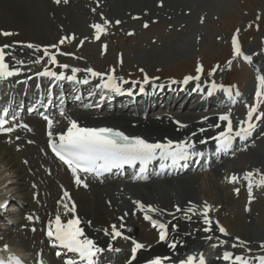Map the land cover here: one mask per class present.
Here are the masks:
<instances>
[{
  "label": "bare ground",
  "instance_id": "bare-ground-1",
  "mask_svg": "<svg viewBox=\"0 0 264 264\" xmlns=\"http://www.w3.org/2000/svg\"><path fill=\"white\" fill-rule=\"evenodd\" d=\"M159 1L163 2L162 6H158ZM190 1H193L194 3L190 6V8L200 9L203 5H208V3L206 4L207 1L213 0H206L205 4L203 5L195 3V0ZM219 3L221 4V2H218V4ZM210 4L212 6L214 3ZM179 5L180 3L178 0H68L67 4L60 3L59 5L55 4L53 0H0V30L10 31L17 34L11 37L0 36V43L14 44V47L8 51L12 52L14 56L24 60L26 63L22 66H16L11 60V57L7 58L8 62L13 64L14 67H20V72H22V75L18 79L25 78L27 81L26 76H31L32 74L43 70V66H45L47 58L41 62L40 67L31 66L32 63L30 61L35 59L37 55H42V52L35 53L32 49H27L24 47V45L27 43H32L40 45L41 48H43L52 44H59L61 37L74 35L75 39H73L72 44H74L75 47L70 45L68 41H66L63 45H59L61 52L71 53L72 55L63 56L57 54L58 63L56 64V67H54V65L47 64L46 66L49 69L55 68L59 71L64 70L69 74L71 73V68L76 66L81 69L77 75V77L81 76L80 79H90L97 82H103L100 81V79L91 78L83 70L91 67L95 71L107 73L109 69L114 68L115 76L117 78H123L129 82L122 85V92L131 88L132 92L136 94H147L146 96H150L152 99H154V101L157 103L156 106H160L165 101L161 96L166 92L168 93L167 87L173 86L178 89L181 86V83H179L178 86L177 84L168 83L164 85L163 90L160 93L157 90L161 84L156 86H152V84H146L144 85V91L140 92L139 84L133 86L131 82L136 80L135 76L140 74V69L144 70V74L149 75V72L152 70L159 69V71H162L164 69H169L173 63L180 61L182 62L183 59H190L195 54L192 49L195 48L194 45H197L195 43L196 41L194 43L193 41H190V45L185 43L183 45H178L175 48L174 45L177 43L176 41L178 38L174 37L173 35L171 36L170 34V36L164 39L161 37V35L158 37L157 41L154 40V38L148 42L149 44L147 43L149 48L146 45H143L142 47L141 44L140 47L139 44H134L135 46L128 50L125 48L126 50H123L124 53L120 52L122 51V48H120L121 50L116 48L117 44L115 41H113L112 43L114 49H118L119 51H117L120 52V55L119 57L116 55L112 57V52L107 48V46L105 48V45L103 44L101 45L102 47H100L104 48L106 51L102 52L100 48H98V53H95L94 47L97 45L94 43L95 39L93 38V30L90 25L98 22L100 20V14L103 13V15L113 23L109 25L107 33L102 37L110 38V32L116 29L114 23L116 20H120L122 23H133L135 25H137V21L139 19H144L143 22H149L153 20L155 23H157V21L161 18L166 20L173 16L174 13L176 14L177 10L175 11L174 9H179ZM93 9L96 11L93 12ZM133 17H138V19L133 20ZM175 28L176 26L173 25L170 30ZM183 32L185 35L188 33V31ZM197 37L200 39L201 34H198ZM197 37H195V40ZM81 41H84L83 44H81ZM50 51H55V49H50ZM247 53L252 58H254V60L262 61L263 64L259 66V74L264 75V56L256 58L253 55V51L248 50ZM130 54H133V56H130ZM121 59L122 63L120 62ZM60 64H69V68L62 69L59 67ZM14 81L13 84H15ZM27 83L29 82L27 81ZM194 86V84L191 85L189 82L182 92L173 94L171 101H167L162 108L164 109L165 106H170V104L176 106L177 103L183 102V108L186 109L191 103V100H193V106L191 107L190 111L185 113H174L171 114L172 116H169L163 112V114L159 113L155 116L152 114L143 116V114L140 113L125 114L123 110L120 109L117 114H101L99 112L100 110L95 111V108L97 104L101 103V101L103 108L104 104H108L109 95H104L103 100L97 101L99 98L101 99V96L93 100L97 101L94 102V106L92 108L93 113L70 110L69 113L65 114V122L58 117V123L56 122L54 124L52 133L61 134L65 132L67 130L69 120L71 119L77 121L81 127H110L115 130L122 131L130 137H142L150 143H166L167 140L170 139L174 142L187 141L198 148H202L205 144H207L209 147H214V141H210L209 139L217 135L220 130L218 131V128L210 127V125L220 123L223 128L224 123L218 120V116L220 114L226 113V108L221 106L219 108L220 110H217L216 107L213 106L209 101L210 99H219V95H221L220 93L215 91L211 96H209L208 87H206V89L200 88L199 90L194 91ZM254 90V88H248L247 93H249L250 97H252ZM76 92L78 95L79 91L76 90ZM22 93V89H15L14 87L11 91L12 96H21ZM223 104L226 105L227 102L224 101ZM102 107L100 109H102ZM261 108H263V105H261L260 109ZM204 117H208V119L204 120ZM232 117L235 118V116ZM31 121L32 124H36L35 126L37 130H35V132L38 131L37 136L33 138V140H35L37 143H42V136L44 134L43 124H41V122L37 121L35 118H33ZM175 121H180L181 123L187 125V127L178 128V125L175 123ZM201 128H204L205 131L201 132ZM263 130V126H257L251 135L253 136L252 139H256V141L260 142L261 139L264 138V136H261ZM193 133H195V135H193ZM2 139L3 138H0V140ZM201 140L206 142L201 143ZM243 144H246V142L240 145ZM16 145L18 144L8 148L4 144L1 145L0 143V158L1 160H5L6 166L8 167L7 170H12L15 173V178H17L18 189L21 198L23 200H28L30 197L28 194L27 184L29 182L38 183V181H27V184L25 185V178L31 179V177L26 174V171L28 167L33 169L32 166H34L35 168L36 163L38 164V160L35 155V150L31 147H25V149L22 150V153H14V146ZM37 146H40V144H37ZM251 147L245 149L246 151H249V154L254 151ZM190 150H192V148L189 149V151ZM23 157H25L28 162L27 167H24L20 163V158ZM257 158L255 159H257L258 164L263 162L262 158ZM226 166H229V164ZM244 166L245 165L241 166L240 169L231 168L229 174L236 175L240 177L241 180H243L244 173L252 171L250 167L247 166V168ZM57 167L58 168L53 170V174L59 177L58 179L62 181L67 180L66 185L71 186V183L68 182V177L64 170L59 166ZM253 172L255 173V171ZM41 174V171L40 173L38 172L36 178L39 177L42 181L44 179L41 177ZM219 176V172L214 170L210 176L213 177V179H208L209 181H207L209 187L207 194L215 197L213 195L217 190V193L220 196V201L214 200L215 202H211V204L216 207L220 204L223 205L226 199H232L229 188L219 184L217 179ZM200 177V175L191 177L176 176L172 179H158L155 181L151 180L149 183L141 184L139 186L130 182V184L123 186V189H119L116 183L113 182L106 183L103 187L99 186L98 184H92L90 188L91 192L86 193L82 190L72 191V195L70 197L71 201H73L76 205V215L81 220L80 226L84 229L85 235L90 239H94L98 246L105 249V251L99 256L102 259V264H127V261L130 258L133 243L125 242L129 247L128 249L123 250L118 255L115 254L113 258H111L108 254L110 258L107 259V253H109L110 250H108V247L106 246L111 243L112 247L115 249L120 248L119 245L122 243V240L116 243L113 241L110 242L108 238L104 237L102 232L105 229L111 230L112 224H116L119 228L121 223H123L125 227L120 229V231L126 236H129L127 234L129 227H137L138 230L136 231V234L138 233V239L135 241L145 245L143 249H140L139 254L133 264H145L147 259H150L156 255L169 256L171 259L169 262H167V264L178 263L180 259H185L191 253L199 254V252H201V250L207 244L205 241L201 240L202 237H206L208 235L202 233V229L207 227V225H205L203 222V216L201 214L202 211L198 217L194 218L188 213L186 215L184 211L176 212V206H179L181 209H187L190 206L189 203H193L195 205L199 204V201H197L198 199L195 195L196 191L193 188V180L196 179L197 182H200ZM90 183L92 182H89L88 184ZM200 183L203 184L204 182ZM201 184L199 186L200 188L202 187ZM204 184L206 185V183ZM51 187L52 185L50 183V188ZM200 197L201 198L199 200L205 199V196ZM133 201H141L145 205H152L155 208L164 210L163 214L150 213L149 215H151L153 219L169 225L168 240L175 241L177 243V248L175 250L169 249L167 242L160 244L157 241L159 239L158 230L156 229L151 231L153 229L150 228V225H146V223H144V217L141 219V216L144 215V213L137 209ZM199 208V206H195V211L198 212ZM222 211L225 212L223 207L220 208V212ZM220 212L216 213L212 210L209 213L210 219L213 221L214 218L220 215ZM125 213L128 214L125 215ZM168 213H172L173 215H169ZM254 214L255 212L253 210H249L245 213L242 211L238 212L237 214H233L232 212V217H228V220L224 218L226 222L223 221V223L228 228V231L234 240L231 238L230 243H227L225 248L224 246L216 247L214 249V254H211V257L209 258V264H223L221 260H224V251H231L234 255L251 257L253 258V262H256L253 254L251 256L245 255L246 252H248L246 251L248 249L253 251L250 253H259L264 251V249H261L259 246L261 242H264V220L262 224V215H259V219H256V214ZM65 216L67 217L63 218L64 221L70 218V214ZM120 217H123L122 221H120ZM247 219L250 221L254 220L255 230H250L248 228V222H246ZM172 225L177 226L175 230L172 229ZM212 229L211 235H213V238L216 239V236L218 235L216 233L214 223L212 225ZM236 237L249 242L246 247H243V250L240 249L241 247L232 249L231 245L235 243L234 241ZM33 240H35V238ZM22 242V244L26 246V242L24 240ZM215 243H219V241L217 240ZM17 248H15V255L21 252L19 249L17 250ZM195 248L198 252L195 250ZM207 248H209V246ZM112 253L115 252L112 251ZM216 255H218V259L214 258ZM52 261L53 264H56V261ZM228 262L230 261H226V263Z\"/></svg>",
  "mask_w": 264,
  "mask_h": 264
},
{
  "label": "snow or ice",
  "instance_id": "snow-or-ice-1",
  "mask_svg": "<svg viewBox=\"0 0 264 264\" xmlns=\"http://www.w3.org/2000/svg\"><path fill=\"white\" fill-rule=\"evenodd\" d=\"M57 5L60 3L67 4L68 0H53ZM96 10L93 9V12ZM133 19H138V17H133ZM259 20V17H257ZM203 22V21H202ZM113 22L110 21L107 17L100 14V20L90 25L93 30V38L97 41L107 33L108 27ZM116 25L122 23L120 20L114 21ZM143 27L147 28L148 24L145 23ZM251 27V25H249ZM258 27V26H257ZM241 29L237 28L235 33L231 36V47H232V57L233 59L238 57H243L247 62H251L252 57L250 55H245L242 51L241 44L239 41V34ZM129 35L134 33L129 32ZM17 35L16 33L10 31L0 30V36L2 37H11ZM75 39V36H65L61 37L59 44H52L41 48L40 45L27 43L24 45L27 49H32L35 53H41L42 55H37L35 59L30 62L36 65H40L42 61L46 59V64L43 66L42 71L36 73L40 77H52L56 80H68L76 81L77 73L81 69L77 67L71 68V75H65L64 71L59 73L51 71L46 65H56L57 54L60 55H72L71 53H64L60 51L59 45H63L66 41L70 42ZM84 41H81L83 44ZM20 43V42H15ZM14 44L12 43H0V79H7L14 75H17L20 72V67H14L13 64L8 62L9 57L13 61L14 65L22 66L26 62L22 59L17 58L13 55L12 52L8 51L13 48ZM106 48V45L104 46ZM50 49H55V51H50ZM122 63V59L120 61ZM232 60L228 61L229 66L231 65ZM60 68L68 69L69 65L60 64ZM218 67V66H217ZM88 76L96 78L99 77L103 81L102 84L98 85L102 90H106L111 93H121L123 91L122 85L129 83L123 78H117L115 76V69H109L107 73H101L95 71L93 68L89 67L84 69ZM143 73L144 70L140 69ZM216 71V68H213L212 71L208 73L209 76H212ZM196 74L187 75L181 81L182 84L187 85L190 81H200L201 75L204 72L202 64L198 63L195 68ZM158 77H149L147 74H144L143 80L141 81H132L133 86L139 84V91H144V85L149 84L150 80H156ZM257 88L255 91V100L254 103L247 106V113L244 119H242L239 124L235 127L233 126V121L231 118V113H224L218 116V120L221 122H226L223 125L221 131L215 137H212L217 143L218 150H223L225 152L229 151L232 146L233 139L239 137L240 139H246L252 135L254 129L257 127L256 121L264 120V113L259 111L261 105H264V75L257 76ZM80 83L87 84L88 79L79 81ZM171 83L175 84L177 81L172 80ZM159 87H164V85H159ZM199 83L196 84L194 90H199ZM218 89H223L224 93L228 97L233 96V91L231 88H224L222 85H217L215 82H212L208 88V95L211 96ZM129 95L132 94V89H127ZM235 95L238 96L239 92H235ZM104 99V95H101V100ZM88 106V105H86ZM60 115L63 116L64 112L61 110ZM9 117V110L7 108L0 111V134L8 135L16 131L17 128H23L27 131L32 129L24 123H17V117L15 115ZM43 119L47 122L48 128V147L51 149L52 153L63 163L65 164L71 172L74 183L77 186L87 187V183L82 179L81 173L86 175H94L99 178L106 172H110L112 169H120L125 165L127 166H137L138 171L136 172L134 179H145V173L148 171V166L154 160L159 159L160 168L163 169L168 166L165 161H170L172 166H177L181 161H185L189 158L190 152L189 149L193 145L187 141L174 142L172 140H167L166 143L155 142L150 143L146 139L135 136L130 137L124 132L115 130L110 127H81L75 120H69L67 130L58 136V142L53 139L52 129L54 126V120L49 118L47 115H43ZM204 120H207L208 117H204ZM178 125V128H185L187 125L181 123L180 121H175ZM210 127L221 128L222 125L217 123L215 125H210ZM201 132H204L205 129L201 128ZM195 135V133H193ZM19 139V137H17ZM201 143L206 141L201 140ZM31 143V141H29ZM254 176H258L259 179H254ZM240 177L232 175L228 177V183L236 184L240 181ZM243 180L247 181V191H248V202L249 204L253 201V185L256 187H264V174L260 173L258 170L254 173L253 171L245 172L243 175ZM35 187V185H33ZM234 191L239 194V188L234 189ZM35 198V197H34ZM137 209L144 213V219L150 221L152 226L158 230L159 233V242H167L169 249L175 250L177 248V243L175 241L168 240L169 225L152 218L150 213H160L163 214L164 210L155 208L152 205H145L141 201H133ZM58 204L62 205L64 209V215H69L66 221L62 220L61 215L58 213L54 220H50L47 226L46 236L49 238L50 244L52 246L59 245L63 249L67 250L69 253H73L78 256L80 264H96V258L100 256L101 253L105 251L104 248L97 245V243L87 237L84 233V229L80 226L81 220L76 215V205L71 201V197L68 191L63 192L61 200L58 201ZM247 207L245 211H249ZM184 211L187 213H195V206H189L187 209H181L179 206H176V212ZM212 211V206L207 202L203 204L202 207V216L203 222L207 227L203 228L204 232L212 231L213 221L209 217V213ZM128 213H125L127 215ZM173 215L172 213H168ZM27 219L32 221L33 216H28ZM38 219V218H37ZM121 221L123 217L119 218ZM125 225L121 223L119 228L116 224L111 225V232L109 233L105 229V235H111L112 240H115L117 237L122 236L120 229L124 228ZM176 225H172V229H176ZM215 227L218 231L224 236H228L229 233L227 230L215 222ZM35 231V228L32 229ZM128 239V237H125ZM206 239L211 240L212 237L208 236ZM219 239V238H217ZM236 242L231 245L232 248L237 247H246L249 243L240 239L239 237L235 238ZM133 247L131 248V257L127 261V264H133V261L137 258L138 250L145 247L144 244L133 241ZM228 241L219 240V245H225ZM261 249H264V242H261L259 245ZM7 245L4 246V250L7 251ZM211 247H218L217 244H212ZM108 250H113L111 243L108 244ZM119 251V249H114ZM251 251V249H248ZM57 257L61 256V252H56ZM38 259L36 264H44L42 254H37ZM170 257L167 255L161 256L156 255L145 261V264H167L170 261ZM223 259L225 261H230L232 264H253V258L245 257L243 255H234L231 251L223 252ZM255 261L257 264H264V255L256 256ZM0 264H22V261L15 256H9L6 260L0 259ZM65 264H77L74 259H67ZM178 264H206L205 257L203 253L199 254H190L185 259H180Z\"/></svg>",
  "mask_w": 264,
  "mask_h": 264
},
{
  "label": "rangeland",
  "instance_id": "rangeland-1",
  "mask_svg": "<svg viewBox=\"0 0 264 264\" xmlns=\"http://www.w3.org/2000/svg\"><path fill=\"white\" fill-rule=\"evenodd\" d=\"M178 2L180 3L179 9H174L175 11L177 10L178 12L176 11V14L174 13V15L171 16L172 18L169 17L171 20L169 18L166 19V21L169 24H167L166 22H163L164 24L163 27H160L161 25H157V27L154 28L156 30H150L146 32V31H143L142 25L145 23L147 24L154 23V21L152 20L149 22H143L144 19H139L137 21V25L133 23H129V25H125L124 27L119 28L117 32H112L111 33L112 38L117 39L116 40L117 43L116 42L115 43L117 44L118 47L116 46V48H118L119 50H121L120 48H122V51L120 52L124 53L123 50H126V49L128 50L137 44H139V46L142 44V47L143 45L147 46V43L150 42V40L155 38L154 40L157 41L158 37L161 35H162L161 37L165 39L166 37L170 36V34L171 36L173 35L174 37L178 38L176 41L177 43H175L174 45L175 48L176 46L183 45L185 43L190 45L189 44L190 41H193V43L196 41L195 43L198 45L200 41V44L198 46L194 45L195 48L192 49L193 52L195 53L193 57H191L190 59H183L182 62L180 61L177 63H173L169 69H164L162 71L161 70L159 71V69L152 70L149 72L148 76L150 78L158 77V79L152 80L154 82L161 80L159 82L165 83V82H171L172 80H175L177 81V84H178L181 81H183V78L185 76L187 75L194 76L196 74L195 72L196 65L200 63L202 64L203 69H204L203 78H204V81L207 82L206 85L211 84V82L216 83L218 81L219 83L228 82L231 84H235L234 82L236 83L238 82V84L242 87V89L246 91L252 83V76L248 70L241 69L242 70L241 71L240 69H234V73L232 74V76L229 73L226 74V72H230V69H231L229 68L230 66L228 64V61L232 60L233 58L231 56V51H232L231 36L235 33L237 28H240L241 31L239 34V39H240L242 46H244L243 49H250L251 51L255 53L259 50V48H262L264 46V0H221V1L213 0V1H207V2L206 0L205 1L195 0V3H199L201 5L205 4V2L206 4L208 3L207 6L203 5L200 9L190 8V6L194 4L193 1L191 2L190 0H181V1L178 0ZM218 2H221V4L220 3L218 4ZM158 3H159L158 6L159 5L162 6L163 2L159 1ZM210 3H214V4H212L211 6ZM191 9L193 12L191 11ZM184 15H186V17H184ZM200 15H204V17ZM257 17H259V20H257ZM161 20H165V19H162V18L159 19L157 21V24H159ZM182 23H183L182 28L179 30ZM122 24L123 23H121V25ZM173 25L176 26V28L173 30H170ZM249 25H251V27H249ZM151 28L152 27H150L149 25L148 29H151ZM183 31L185 32L188 31L187 35L183 34L184 33ZM129 32L134 33V34L129 35L128 34ZM198 34H201V37H200L201 40L197 37ZM194 35L195 37H197L196 40H195ZM126 37H129L131 41L124 43V39H126ZM113 41L114 40H111V42ZM106 44L107 45L109 44V46H111L109 41H106ZM109 46H108V49L112 52V57H114L116 54L117 55L120 54L117 52L118 49L117 50L114 49V46L113 47L111 46L112 48H110ZM159 46H160V42H159ZM147 47L149 48V45ZM94 51L96 54L98 53L97 46L94 47ZM130 56H133V54H130ZM213 68H216V71L212 76H209L208 73L212 71ZM238 70H240L241 72H237ZM139 73L140 74H138V76H135V78L143 80L144 73L142 72H139ZM194 82L196 81H193V83ZM177 105H179V103H177ZM173 106L174 108L176 107L175 105ZM263 108H264V105H263ZM183 110L185 109L183 108ZM183 110L178 113L186 112V111L183 112ZM172 114H174V112ZM251 145H252L251 147L252 150H254L253 152L249 154V151L245 150L247 147L242 149L241 152L236 153L237 156L235 155L234 157L230 158L226 162L227 164L226 163L223 164L224 167L222 165V167L219 168V171L221 172L223 169V171L229 172L231 168L240 169L241 166L245 165L244 167L248 166L252 169V171L256 172L258 170L259 172L261 171L264 172V138L261 139L260 142L254 141V143H252ZM257 157L262 158L263 162L258 164ZM230 163L233 165H231ZM228 164L229 166H226ZM7 168L8 167L6 166L5 160H1L0 158V184H2L4 181H6V183H10V185L8 186L5 185L4 188H0V196H2L5 193L4 192L5 190L7 192L13 191L14 188H16V186H17V191L19 193L17 178L14 177L15 173L12 170L8 171ZM226 176L227 175L224 174L223 179L217 178L219 184L223 185L226 188L227 187L230 188V186L232 188L233 186H235V184H231V183H228L227 185L225 184ZM208 179L212 180L213 177H210V176H207L206 178L203 176L200 177V182H204L206 183V185L204 183L201 184L200 182H197L196 179L193 180V188L196 191L195 195L198 199L196 200L199 201L198 203H201L202 201H208L210 203L213 202L214 200L220 201L219 200L220 196L218 195L217 190L214 192V195H213L215 197H212L210 194H207L209 190L208 182H207L209 181ZM200 184L202 186L201 187L202 190L199 187ZM237 184L238 183H236V185ZM254 187L257 188L256 186ZM203 191L206 194H204ZM253 194H254V202L250 204L249 207L247 204H245L244 208L242 209H241L242 207L241 203H239L240 201L239 202L236 201L235 198H233V201L232 199H229V198L226 199L223 205L222 204L218 205L220 207L221 206L224 207L225 209L226 213H223L222 216L223 217L227 216V212H228V214H231L230 216L228 215V217H232L233 216L232 212L233 214H237L238 212H242V210L247 207L248 209L253 210L255 212L256 219L258 218L259 215H262L261 218H262V224H263L264 187H259L258 191L257 192L255 191ZM200 196H205V199L199 200L201 198ZM227 218L226 220H228ZM222 219L226 222L224 218ZM246 222H248V228L250 230H255L254 220L250 221L249 219H247ZM6 232H9V231H6ZM136 236H138V233L136 234ZM11 240H12V246L19 245L18 240L14 238H12Z\"/></svg>",
  "mask_w": 264,
  "mask_h": 264
}]
</instances>
